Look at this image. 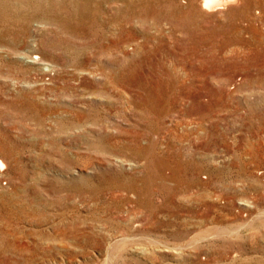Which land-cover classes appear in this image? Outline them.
Instances as JSON below:
<instances>
[{
	"label": "rangeland",
	"instance_id": "374dc122",
	"mask_svg": "<svg viewBox=\"0 0 264 264\" xmlns=\"http://www.w3.org/2000/svg\"><path fill=\"white\" fill-rule=\"evenodd\" d=\"M0 1V264H264V0Z\"/></svg>",
	"mask_w": 264,
	"mask_h": 264
},
{
	"label": "bare ground",
	"instance_id": "6f19581e",
	"mask_svg": "<svg viewBox=\"0 0 264 264\" xmlns=\"http://www.w3.org/2000/svg\"><path fill=\"white\" fill-rule=\"evenodd\" d=\"M5 2H7L6 4H7V7L9 8V6H11V3H13L14 2V0H4ZM227 1H231V0H203V6L205 7V8H212V7H214V6H216V5H221L223 2H227ZM1 3H2V1H0ZM17 2V1H16ZM23 3V2H22ZM1 6H3V5H1ZM220 7V6H219ZM20 8V7H19ZM95 8V7H94ZM97 9V8H96ZM7 10H9V9H7ZM2 12H4V11H2ZM19 13V12H18ZM17 13V14H18ZM97 13V12H96ZM3 14V13H2ZM15 14V13H14ZM96 15V14H95ZM12 17H15V15H13L12 13H11V15H7V16H4L3 15V19L5 20V21H7L8 19H11ZM26 17V16H25ZM17 18V17H16ZM22 18V17H21ZM27 18H29L28 16H27ZM25 19V18H24ZM16 20V19H15ZM18 20V19H17ZM23 20V19H22ZM21 20V21H22ZM4 21V22H5ZM9 21V20H8ZM11 21V20H10ZM25 21V20H24ZM17 22V21H16ZM18 22H19V20H18ZM26 22V21H25ZM25 27V26H24ZM9 28V27H8ZM74 28V27H73ZM77 28V27H76ZM6 29V28H5ZM10 32V31H9ZM5 33V32H4ZM11 33V32H10ZM2 34V33H1ZM0 34V35H1ZM230 232V231H229ZM231 233V232H230ZM116 242V241H115ZM117 243V242H116ZM223 263V262H222Z\"/></svg>",
	"mask_w": 264,
	"mask_h": 264
}]
</instances>
